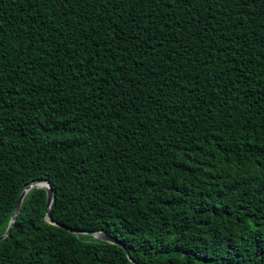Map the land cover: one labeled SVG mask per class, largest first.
Instances as JSON below:
<instances>
[{
  "label": "trees",
  "instance_id": "trees-1",
  "mask_svg": "<svg viewBox=\"0 0 264 264\" xmlns=\"http://www.w3.org/2000/svg\"><path fill=\"white\" fill-rule=\"evenodd\" d=\"M0 264H264V0H0Z\"/></svg>",
  "mask_w": 264,
  "mask_h": 264
},
{
  "label": "water",
  "instance_id": "water-1",
  "mask_svg": "<svg viewBox=\"0 0 264 264\" xmlns=\"http://www.w3.org/2000/svg\"><path fill=\"white\" fill-rule=\"evenodd\" d=\"M31 189H42L45 192V210H44V218L45 220L51 224L54 225L55 227L64 229L65 231H67L68 233L72 234V235H87L90 236L91 238L101 241V242H105L108 244H112V245H116L120 248L123 249L126 258L130 261V259L128 258V253L125 250V248L119 243L117 242L115 239H113L112 237H110L109 235L105 234L104 232L101 231H94V232H87V231H75V230H71L68 229L66 227H64L61 224H57L55 222H53L51 220L50 214H49V206L51 203V198H52V190L51 187L49 185V183L45 180H37V181H33L31 183H29L20 193V195L18 196V198L15 201L14 207L12 209L8 224L6 229L4 230V232L2 233V235H0V240L6 238L9 235V232L15 222L16 216L19 212L20 209V205H21V201L25 195V193H27L29 190ZM131 262V261H130Z\"/></svg>",
  "mask_w": 264,
  "mask_h": 264
}]
</instances>
